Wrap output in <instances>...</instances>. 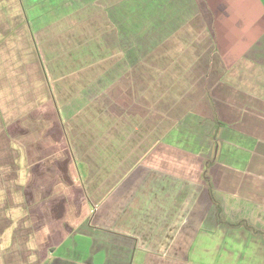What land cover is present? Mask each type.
I'll use <instances>...</instances> for the list:
<instances>
[{
    "label": "crops",
    "instance_id": "1",
    "mask_svg": "<svg viewBox=\"0 0 264 264\" xmlns=\"http://www.w3.org/2000/svg\"><path fill=\"white\" fill-rule=\"evenodd\" d=\"M112 1L0 0V264H264V221L253 215L264 209V0H192L207 23L193 28L195 43L203 31L219 50L212 64L241 68L209 93L223 91L237 122L210 102L207 119L227 126L213 197L202 179L209 138H198L207 152L187 149L178 128L161 139L165 124L148 153L147 129L144 142L136 133L135 61L112 66L126 16L120 7L105 18ZM89 67L107 71L92 83ZM79 81L92 84L76 94ZM138 146L147 153L130 155Z\"/></svg>",
    "mask_w": 264,
    "mask_h": 264
},
{
    "label": "rangeland",
    "instance_id": "2",
    "mask_svg": "<svg viewBox=\"0 0 264 264\" xmlns=\"http://www.w3.org/2000/svg\"><path fill=\"white\" fill-rule=\"evenodd\" d=\"M143 2L144 0H139ZM180 0H164V1H157L156 3L148 2V4H151V9H148V11H144L143 15L137 20V27L135 26V22L133 19L129 20L127 23H123V26L121 28L122 35L121 39L123 41L122 48L128 49L130 45L127 43L128 38L133 42L134 36L131 35L136 32L139 37L141 36L149 37V38H156L154 41L156 43L161 42L164 37L167 34H170L175 29L177 30L179 27V20H176L177 14H174V7L177 5V2ZM191 3V0H186ZM185 2L184 0H181L180 3ZM140 6L141 4L137 3L135 0H128L123 2L120 6V11L126 12L128 8H130L132 5ZM149 7V6H148ZM134 11V9H133ZM147 14V15H146ZM118 12H114V18H118ZM123 17V16H121ZM197 18V17H196ZM183 19V18H182ZM180 19V21L182 20ZM198 19V18H197ZM188 27V31H185V33L181 32L179 34H176L167 41L163 46L164 53H170L169 50L176 47V52L178 50L177 59L172 61L171 63L163 62L159 69V72L156 73L155 71L151 70L148 74H151V76L154 77V84L150 85V96H148V85L143 89V84L138 79L137 83V118H138V128L136 130V133L143 138L140 139V136L138 137L141 141L144 142V136L146 133L144 132V129H147L148 138L146 141L148 142L150 139H152V136H155L158 133L159 128L163 127L165 124H169V129H166L164 131L166 134L167 132L170 135L171 138H175L174 133L171 132L173 128L180 129L179 131L182 133V138L185 142V148L187 149H195L198 148V151H204L207 152V149L202 147L205 145V143L201 142L200 139H207V135L210 132L211 123L209 121H205L204 119L208 118L210 116L209 112H211L210 102L212 103L213 109L216 108V105L219 111V116L221 119H228V121L231 123L230 125H234L237 122H232V118L229 116L231 111L227 109L224 105L225 99L224 93L218 92L219 96H215L216 98H209L208 95L211 92V90L214 88V85H220L222 84L221 81V74H224V71L226 72V69L224 68V65H221L219 62L215 64H212L210 68V75L209 79L213 78L215 81L209 82L206 81L201 83L197 86L196 82H200V79L196 76H199L198 73H195V69L191 67V69L188 70V67L184 63V59L182 60L183 54L186 52L185 49H189L193 47L196 44H201V42L207 41V39L204 38L203 31H198L197 38L198 43H195L194 36L192 34L193 28H195V22L188 23L186 25ZM126 29L129 30V34L126 32ZM196 29V28H195ZM201 30L202 27H200ZM175 30V31H176ZM171 31V32H170ZM174 31V32H175ZM160 35V36H159ZM158 36V37H157ZM186 36L188 38H186ZM137 39V40H138ZM207 44V43H206ZM154 45L151 44V41L148 43V50L153 48ZM159 62L164 61L165 59L162 58L163 54L160 55ZM176 56V54L174 55ZM132 58V57H131ZM135 60V59H134ZM191 66V65H190ZM236 64L232 66L230 69L232 72L237 69ZM206 73L209 68H203L201 69ZM237 74L241 73V68L239 70L234 71ZM203 75V72H202ZM142 76V75H141ZM204 78V77H203ZM208 79V78H207ZM206 79V80H207ZM208 79V80H209ZM194 83V84H193ZM125 85H128L126 83ZM142 90V92H140ZM208 92V95L206 93ZM115 106L118 108H124L127 105V98L121 97L115 99ZM216 103V105H215ZM235 106V105H234ZM145 113V116L141 117L139 113ZM197 117H199L197 119ZM124 119V118H122ZM142 122V124L140 123ZM200 122V123H199ZM145 123V125L143 124ZM145 127V128H144ZM195 130V131H194ZM170 131V132H169ZM163 136V135H162ZM133 138V137H132ZM149 139V140H148ZM169 139V140H170ZM202 140V141H205ZM161 140L156 141H149L148 142V153L153 151L156 147L163 144ZM201 142V143H200ZM172 143L177 144L175 142V139L172 140ZM166 145V144H165ZM201 145V146H200ZM161 147V146H160ZM206 147H211L206 145ZM79 147L76 146V150L79 151ZM121 149H123L121 147ZM134 149V147H133ZM131 150L130 155L134 154L135 151H138L141 156L145 155L147 151H144L139 146L135 148V150ZM141 149V150H140ZM161 150V149H160ZM16 151H11L9 153L8 148L6 149V153L10 155L5 160V158L2 161H7L10 165L12 164V157L11 154H15ZM80 152V151H79ZM161 152V151H160ZM96 154V153H92ZM187 155H197L195 153L188 152ZM203 157V155H201ZM1 162V161H0ZM160 162V161H159ZM195 169H197L196 166H194ZM62 173H60V177H62ZM66 173H64L65 175ZM60 179L58 178L57 181ZM253 215L255 213L256 219H258V223L260 220L264 221V209H260L254 206L253 208ZM264 229V228H259ZM219 264H240L238 259L236 260L234 258H230V260H226L225 258L220 259Z\"/></svg>",
    "mask_w": 264,
    "mask_h": 264
},
{
    "label": "trees",
    "instance_id": "3",
    "mask_svg": "<svg viewBox=\"0 0 264 264\" xmlns=\"http://www.w3.org/2000/svg\"><path fill=\"white\" fill-rule=\"evenodd\" d=\"M128 0H113L112 2H110V4L105 8L104 11V16L105 18L109 19V22H114L110 19V17L108 16V12L113 9L118 11L119 8L121 7L120 5ZM137 3L141 4L140 6L137 5H132L130 8H128V10H126V16L123 15L122 20L120 19L121 25L123 26V23H127L128 21V12H132L129 13L131 14L130 18L134 20L135 22V26L137 27V20L138 18H140L141 16H145L143 15L144 11H148V9H151V4H148V2L151 3H156L157 1L161 2L164 0H144L143 2L139 1V0H135ZM185 2H177V5L174 7V14H177L176 16V20H179V28L174 32V31H170V34H167L164 39L161 42L156 43L154 40L156 38H149L145 36H141L140 39H138V35H136L138 32L137 28H136V32L131 34L134 36V41H131V45L128 49H123L122 48V43L123 41L120 40L121 43V51L120 54L115 58V63L112 64V66L120 61H122L123 59H127V61H130L129 57H132V59H135L134 63H130V72L132 71V73H134L133 75H136L137 78L140 80V82L143 84V89H145V87L148 88L150 87V85L154 84L150 82V78L153 77L151 76V74H148L151 70L155 71L156 73L159 72V69H161L160 67L163 66L161 65L163 62H168L171 63L172 61H174L175 59H177V54H178V50L176 52V47H174L173 49L169 50L170 53H164V44L169 41L174 35L175 33H177L179 30H181V28L185 27L186 25H188V23L190 22H195V26L200 25L202 28L206 26V22H204L201 19H195L198 15H199V8L198 5L195 1L191 0V3L184 0ZM149 6V7H148ZM134 9V11H133ZM124 11V10H123ZM184 14H187L184 16ZM147 15V14H146ZM184 16V17H183ZM146 17V16H145ZM183 18V19H182ZM180 19H182L180 21ZM203 21V23H202ZM199 23V24H198ZM115 27L118 28V25H114ZM205 28V29H206ZM126 32H128V29H126ZM160 36V35H159ZM158 37V36H157ZM186 38H188L186 36ZM195 38H197V35H195ZM205 39H207V41L205 42H201V44H196L193 47L189 48V49H185L186 52L183 54L182 60L184 61V63H186L185 65L188 67V70L191 69V67H193L195 69V73H198L199 76H196L197 78H209V75L211 70V64L213 63L215 57L218 54V49H216L215 43L214 41H210L211 36L210 35H206L204 36ZM138 39V40H137ZM151 41V44L154 45L153 48H151L150 50H148V43ZM128 43V41H127ZM207 43V44H206ZM164 47V48H163ZM163 54V57L165 60L162 62H159L158 60L160 59L159 57H161L160 55ZM176 54V56H174ZM75 57V55H74ZM78 63L76 61H74L72 63V68L73 69H80V65L76 66ZM191 65V66H190ZM111 66V67H112ZM203 68H209V70L204 73V71H202L201 69ZM89 75L90 77H88L89 79L93 80L92 83H94L100 76L101 73H104L107 71V69H102L100 72V70L98 71L95 67H89ZM230 69L227 68L226 72L229 71ZM203 72V75H202ZM226 72L224 71V74H221V81L225 80V75ZM126 74H128V71L126 72ZM142 75V76H141ZM154 78V77H153ZM92 83H89V85L87 86H83L84 82H77L76 84H74V88L76 89V94L78 93L77 91H79L81 89V87L83 86V91L86 90ZM201 83L204 84V82H196L197 86L200 85ZM194 84V83H193ZM142 90L140 92H142ZM206 95H208V92L206 93ZM209 97V95H208ZM66 100H63V103H67L68 101L71 100V98H65ZM205 121H209V123H213V127L210 129V132L207 135V138H209V140L211 141V158L210 159H206V161L204 162V168L202 171V179L203 181L206 183V186L209 190L210 195L213 197V191H214V186L212 183V179L210 177V168L214 165V163H216V161L218 160V155L220 153V139H219V134L222 128L227 127L225 123H223L222 121H220L218 118H216V116H213V118L210 119H204ZM195 131V130H194ZM170 132V131H169ZM169 133L167 132L166 134H164L162 136L161 139H163L164 137H166V135H168ZM160 139V140H161ZM230 226H235L237 227L238 225H233V224H229ZM248 229L255 231L253 228H251L250 226H246ZM257 234H263L260 231L256 232ZM264 235V234H263Z\"/></svg>",
    "mask_w": 264,
    "mask_h": 264
}]
</instances>
